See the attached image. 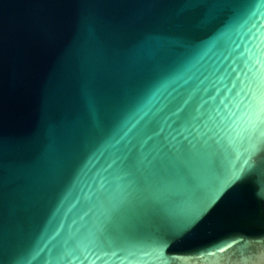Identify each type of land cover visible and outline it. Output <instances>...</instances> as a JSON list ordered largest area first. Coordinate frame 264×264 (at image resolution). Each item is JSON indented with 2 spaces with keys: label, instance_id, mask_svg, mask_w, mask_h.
I'll list each match as a JSON object with an SVG mask.
<instances>
[{
  "label": "water",
  "instance_id": "95a60500",
  "mask_svg": "<svg viewBox=\"0 0 264 264\" xmlns=\"http://www.w3.org/2000/svg\"><path fill=\"white\" fill-rule=\"evenodd\" d=\"M0 264H264V0H0Z\"/></svg>",
  "mask_w": 264,
  "mask_h": 264
}]
</instances>
